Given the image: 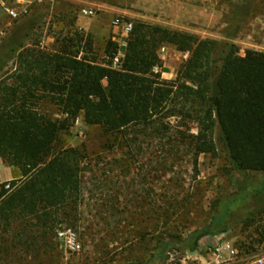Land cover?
<instances>
[{
    "label": "trees",
    "instance_id": "trees-1",
    "mask_svg": "<svg viewBox=\"0 0 264 264\" xmlns=\"http://www.w3.org/2000/svg\"><path fill=\"white\" fill-rule=\"evenodd\" d=\"M73 36L76 40H61L55 51L37 44L26 48L24 40L6 42L5 56L15 64L0 78V158L16 176L0 184L1 230L7 233L17 225L18 243L50 248L57 227L75 221L85 157L78 147L55 150V144L80 116L86 126L109 135L160 137L171 143L172 151L183 146L195 167L199 156L217 155L218 142L231 172L240 177V190L247 189L251 174L262 175L244 196L233 195L208 225L186 239H160L150 260L132 264H166L170 251L197 253L201 240L228 232L225 217L231 206L251 196L258 207L242 224L248 226L249 217L264 212V52L246 50L239 56L230 45L216 64L215 41L136 22L114 67L116 42H106L105 60L99 62L89 37L78 32ZM163 45L189 54L172 81L161 80L165 71L157 52ZM5 66L6 60L0 59V73ZM216 77L219 96L212 97ZM44 99L59 107L62 119L41 111ZM170 118L196 122V134L176 130L167 138L170 126L163 120ZM173 207L161 211L165 227L171 224Z\"/></svg>",
    "mask_w": 264,
    "mask_h": 264
},
{
    "label": "rangeland",
    "instance_id": "rangeland-1",
    "mask_svg": "<svg viewBox=\"0 0 264 264\" xmlns=\"http://www.w3.org/2000/svg\"><path fill=\"white\" fill-rule=\"evenodd\" d=\"M2 5L16 10L17 19L6 17ZM84 7L98 10L95 18L84 20L90 25L88 32L74 26ZM116 18L215 41L216 64L230 45L239 56L246 50L264 52V0H0V59L6 60L0 78L12 72L15 64L5 56L7 40H24L26 48L37 44L55 51L61 40H76L73 34L78 32L89 37L91 52L99 62L105 60L106 42L114 37L119 38L118 51L123 52L126 37L114 33L112 21ZM161 47L166 49L160 59L162 69L169 68L172 75L161 80L172 81L189 54L170 45ZM211 71H215L213 66ZM39 108L52 119L63 118L59 107L49 100H42ZM78 118L79 124L73 121L59 136L55 150L78 147L85 157L75 221L57 227V231L70 229L75 234L80 252L71 253L57 237L50 248L26 244L25 240L18 243L14 225L7 233L0 229V264L144 263L153 257L160 239H186L208 225L213 214H220L233 195L244 196L262 179L260 174H251L247 189L237 188L240 177L231 172L218 142L217 155L199 156L195 167L187 149L181 146L172 151L167 139L109 135L100 127L86 126L82 116ZM166 123L170 126L167 138L176 130L197 132L194 121L186 124L170 118L163 120ZM169 205L176 207L169 208V214L174 215L165 227L159 216ZM255 207L258 204L251 196L231 206L225 217L229 227L223 236L240 260L264 258V212L249 217L248 226L242 224ZM209 239L198 243L197 253L170 251L166 264H209L203 251Z\"/></svg>",
    "mask_w": 264,
    "mask_h": 264
},
{
    "label": "built area",
    "instance_id": "built-area-1",
    "mask_svg": "<svg viewBox=\"0 0 264 264\" xmlns=\"http://www.w3.org/2000/svg\"><path fill=\"white\" fill-rule=\"evenodd\" d=\"M1 12L11 20H15L18 17L16 10L8 6L2 5ZM97 13L98 10L93 7H84L80 10V15L88 19L95 18ZM112 26L115 30H119V33L123 37H127L133 28L132 22L125 21L120 18L113 20ZM165 50L166 49L164 47H161L158 50L157 54L159 59L164 58ZM121 57L122 55L120 53L114 56L112 59V64L114 67L119 64ZM154 71L157 72L158 70L156 69ZM74 122L75 125L79 124V118H76ZM7 188L8 186H5V189ZM56 237L59 241L63 242L65 248L71 253L80 252V245L75 234L70 229L57 231ZM203 251L205 255L210 258L209 264H264L263 257H254L247 260L238 259L237 250L228 240L224 238L223 235L206 240V242L203 244Z\"/></svg>",
    "mask_w": 264,
    "mask_h": 264
},
{
    "label": "crops",
    "instance_id": "crops-1",
    "mask_svg": "<svg viewBox=\"0 0 264 264\" xmlns=\"http://www.w3.org/2000/svg\"><path fill=\"white\" fill-rule=\"evenodd\" d=\"M88 18H85L80 15L79 12V19L75 21L74 26L79 31L88 32L90 31V25L84 21ZM114 33L119 34V30H114ZM113 41L119 42V38H112ZM121 55H123V52L121 50L118 51ZM170 69L167 68V70L164 73H161L162 79L168 80L171 78ZM15 177L12 174V170L8 165L7 160L0 158V181L9 182L13 180Z\"/></svg>",
    "mask_w": 264,
    "mask_h": 264
},
{
    "label": "water",
    "instance_id": "water-1",
    "mask_svg": "<svg viewBox=\"0 0 264 264\" xmlns=\"http://www.w3.org/2000/svg\"><path fill=\"white\" fill-rule=\"evenodd\" d=\"M211 96L212 97H218L219 96V86H218V82H217V77L212 81Z\"/></svg>",
    "mask_w": 264,
    "mask_h": 264
}]
</instances>
